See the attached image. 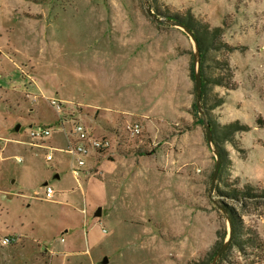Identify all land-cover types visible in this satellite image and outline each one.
<instances>
[{
  "label": "rangeland",
  "instance_id": "1",
  "mask_svg": "<svg viewBox=\"0 0 264 264\" xmlns=\"http://www.w3.org/2000/svg\"><path fill=\"white\" fill-rule=\"evenodd\" d=\"M145 1L0 0V264H194L228 238L223 204L254 235L220 264H264V197H233L248 184L264 190V0H149L160 17L224 29L228 47L205 60L211 78L224 73L216 60L229 61L236 84L209 83L205 96L222 150L213 193L194 43L151 18ZM236 121L249 129L232 132ZM77 122L113 140L78 178L61 151ZM32 126L51 137L32 140ZM42 145L55 149L52 161Z\"/></svg>",
  "mask_w": 264,
  "mask_h": 264
},
{
  "label": "trees",
  "instance_id": "2",
  "mask_svg": "<svg viewBox=\"0 0 264 264\" xmlns=\"http://www.w3.org/2000/svg\"><path fill=\"white\" fill-rule=\"evenodd\" d=\"M156 15H158L159 17L163 16L159 12L158 8L156 11ZM165 18L175 20L174 18H170L168 16ZM178 20H180L179 22L186 24L189 27H191L194 30V32H195V34L199 40V45H200V50H201V71H202V77H203V100H202V104H203V109H204L205 108V96L207 93V88H208L209 83H213L217 86H223V87L227 88L228 90H233L236 88V84L231 81L232 71H231L229 61H227V60H216L215 68L220 69L224 73L220 74L218 77H214V78H211L208 75L209 71L207 70L206 65H205V60H206V57H207L209 51H211V50L221 51V49L228 47V45L222 41V35L224 33V29L222 27H215V28L210 29L209 26H207L203 23H200L199 21L190 22V21H186L183 19H178ZM178 20H175V21H178ZM192 77L194 78V69L192 71ZM225 78H226V80H225ZM222 103H223V100H220L218 105H221ZM194 108L199 113V110L196 106V103L194 105ZM198 113H196V114L198 115ZM260 124L264 125V122L261 121ZM228 128L231 129L232 132L247 131L249 129L247 125L241 124L239 121L231 123L230 125H228ZM215 143H216V141H215ZM216 145H217V143H216ZM219 151H220L221 156H222V150L220 148H219ZM257 190H260V189L254 187L253 185L248 184L243 189L236 191L233 197L235 199L243 200L242 201L243 204H244L245 200H256V199H259L261 197H264V190H260L259 192H257ZM223 206L227 210L228 215L232 221L233 234H232L231 243H230L228 249L222 255V257L220 258V260L218 261L217 264H220L221 260L224 259L227 251L231 248V246H233V244L238 245V243H239L242 245V243H243V244H248V246H251L252 239H250V237H249L245 242H243L245 240L243 237H244V235H250V234L254 235V231L252 230V228L246 226V224L244 223V221L242 219L240 212H238V210L236 208H234L233 206H230V205H226V204L225 205L223 204ZM224 238L226 239V235H224ZM240 240H242V241H240ZM223 243L219 244L217 246L216 250L209 253L208 256L205 258V260L195 262L194 264H211L216 253H217V251L220 249V247L223 245ZM241 245H238V246H241Z\"/></svg>",
  "mask_w": 264,
  "mask_h": 264
},
{
  "label": "built area",
  "instance_id": "3",
  "mask_svg": "<svg viewBox=\"0 0 264 264\" xmlns=\"http://www.w3.org/2000/svg\"><path fill=\"white\" fill-rule=\"evenodd\" d=\"M50 105L57 111L58 114L63 113V102L58 99H50ZM127 133H131L133 137H138L141 132V126L136 123H129L124 128ZM52 135V130L45 126H32L30 137L32 140H45L50 138ZM71 139L68 140V144L61 151L69 154L75 161L76 167L73 169V174L76 178L80 175V168L86 165V158H95V154L101 155L107 151L112 150L113 140L109 136L96 137L93 133L88 131L86 126L82 122H77L74 129L70 134ZM47 151L46 159L47 161H52L54 159V151L52 147H44ZM21 161L18 158V162ZM45 200H52L54 198V189L48 183L45 186ZM13 239H5L2 241L4 246H8L14 243Z\"/></svg>",
  "mask_w": 264,
  "mask_h": 264
},
{
  "label": "water",
  "instance_id": "4",
  "mask_svg": "<svg viewBox=\"0 0 264 264\" xmlns=\"http://www.w3.org/2000/svg\"><path fill=\"white\" fill-rule=\"evenodd\" d=\"M145 3H146V11L151 18H153L158 23H167V24H170L173 26H178V27L182 28L190 36V38L192 39V41L194 43V65H193V68H194V82H195V88H196V106H197L200 114L203 115V117H204L207 139H208L209 144L213 147L214 153L216 154V157H217V165H216V169H215V172L213 174V177H212V185H211V193H213L214 188H215V184L217 182L218 174L220 172L221 165H222V156H221V153L219 151V148L217 147V145L215 143L212 127L207 122V120L205 119V112L203 110V104H202V100H203V77H202V71H201V50H200L199 40H198L194 30L191 27H189L188 25L183 24L179 21L159 17L153 11L150 1L146 0ZM46 185H47V183H45V186ZM219 208L225 214L226 220L228 221L229 235H228V238L226 239V241L223 243V245L217 251V253H216L211 264H217L218 263V261L220 260L222 255L228 249V247L231 243L232 234H233L232 221L228 215L227 210L225 209V207L223 205L219 206ZM101 214H102V212H101V210H99L97 213V216H101ZM108 263H109V258L105 257L103 260V264H108Z\"/></svg>",
  "mask_w": 264,
  "mask_h": 264
},
{
  "label": "crops",
  "instance_id": "5",
  "mask_svg": "<svg viewBox=\"0 0 264 264\" xmlns=\"http://www.w3.org/2000/svg\"><path fill=\"white\" fill-rule=\"evenodd\" d=\"M66 121V120H65ZM72 136L66 135L67 141L71 139Z\"/></svg>",
  "mask_w": 264,
  "mask_h": 264
}]
</instances>
